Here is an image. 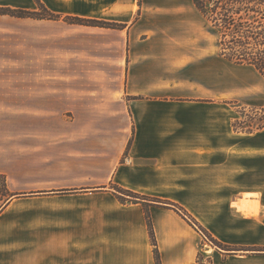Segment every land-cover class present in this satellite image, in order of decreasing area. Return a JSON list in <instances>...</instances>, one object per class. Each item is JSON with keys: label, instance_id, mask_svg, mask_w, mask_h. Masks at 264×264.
Returning <instances> with one entry per match:
<instances>
[{"label": "crops", "instance_id": "0c3cea01", "mask_svg": "<svg viewBox=\"0 0 264 264\" xmlns=\"http://www.w3.org/2000/svg\"><path fill=\"white\" fill-rule=\"evenodd\" d=\"M40 1L61 18L0 15V264H157L156 251L207 264L179 211L124 203L115 187L176 204L240 249L214 248L209 264H264V127L234 126L240 65L193 0Z\"/></svg>", "mask_w": 264, "mask_h": 264}, {"label": "trees", "instance_id": "16d2710c", "mask_svg": "<svg viewBox=\"0 0 264 264\" xmlns=\"http://www.w3.org/2000/svg\"><path fill=\"white\" fill-rule=\"evenodd\" d=\"M36 1L40 7L39 13L30 12L25 9L0 7V15L17 18H48L53 20L61 18L58 15L50 13L40 0ZM193 2L203 16L211 22V31L217 36L220 54L234 64L254 67L264 77V0H193ZM64 20L75 24L118 28L116 24L97 20H84L69 16L64 17ZM0 181L2 183V197L4 199L2 209H4L10 202V196L5 176L0 175ZM114 189L119 199L124 203L127 201L143 204L153 202L154 204L172 207L179 211L206 236L210 237L206 230L178 205L167 201L150 199L119 187H115ZM147 221L152 242L157 247L156 235L149 213L147 214ZM210 238L214 240L212 237ZM215 242L225 251L240 250L231 249L217 241ZM156 261L157 264H161L157 251Z\"/></svg>", "mask_w": 264, "mask_h": 264}, {"label": "rangeland", "instance_id": "374dc122", "mask_svg": "<svg viewBox=\"0 0 264 264\" xmlns=\"http://www.w3.org/2000/svg\"><path fill=\"white\" fill-rule=\"evenodd\" d=\"M4 7V6H0ZM12 8V7H11ZM20 9V8H14ZM40 9V7H39ZM26 10V9H25ZM207 20V19H206ZM208 22V23H207ZM207 26L211 30V22L207 20ZM8 26V25H7ZM3 27H6V23H3ZM25 27L23 31L25 32ZM10 37L7 34L0 35V39L3 38V49L5 52L6 38ZM233 63V62H232ZM234 64V63H233ZM237 65V64H235ZM239 66V65H238ZM240 80L241 83V96L228 98V103L235 110V127L237 131L243 133H250L260 130L264 127V77L257 73L252 67L246 65H240ZM250 198V196H247ZM256 198V197H255ZM259 199V198H258ZM256 208L260 210L261 202H256ZM241 210L250 209V206H239ZM249 212V211H247ZM201 231V230H200ZM202 232V231H201ZM204 236V246L202 247V254L200 255V261L207 259V264H209V259L207 258L213 253L214 248L221 249L219 245L212 240L210 237ZM204 250V252H203ZM255 250H264V247H259ZM254 254H264L261 251H255ZM205 255V257H204Z\"/></svg>", "mask_w": 264, "mask_h": 264}]
</instances>
